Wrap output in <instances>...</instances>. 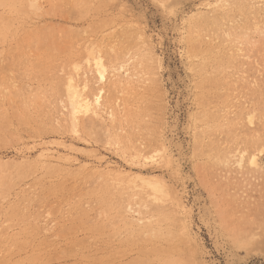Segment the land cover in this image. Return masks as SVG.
I'll return each instance as SVG.
<instances>
[{
  "label": "rangeland",
  "instance_id": "obj_1",
  "mask_svg": "<svg viewBox=\"0 0 264 264\" xmlns=\"http://www.w3.org/2000/svg\"><path fill=\"white\" fill-rule=\"evenodd\" d=\"M0 264H264V0H0Z\"/></svg>",
  "mask_w": 264,
  "mask_h": 264
},
{
  "label": "bare ground",
  "instance_id": "obj_2",
  "mask_svg": "<svg viewBox=\"0 0 264 264\" xmlns=\"http://www.w3.org/2000/svg\"><path fill=\"white\" fill-rule=\"evenodd\" d=\"M96 67H97L96 70H97L98 75L100 77L99 79L101 81H104L105 74H106L105 68L103 67V65L101 64V62H97ZM71 93H73L72 96H71V98L73 100V101H71L72 102L71 104L73 106L72 107L73 108V112H72L73 113V116L72 117H73V120H74L75 123L79 121L80 116L81 117H86L87 115H89L91 113H95L94 107H99L100 106V102H101V96H100V94L98 96H96V98H95V100L93 102V105L94 106H92V104H90L89 102L83 103V101H79L78 100L79 98H78V95H77L78 93L77 94L75 92H71ZM84 101H86V100H84ZM249 124L250 125L253 124V119L252 118L249 119ZM260 153H263V151H261ZM243 158L244 157L242 156L240 158V161L238 162V166L239 167H242V164H243V161H244ZM151 159H153V158H151ZM257 159H258V156H256V155L251 156V158L249 159V165L256 166L257 165ZM154 193H158V192L156 191ZM157 200H162V199L160 197V198H157ZM162 203H164V202H162Z\"/></svg>",
  "mask_w": 264,
  "mask_h": 264
}]
</instances>
